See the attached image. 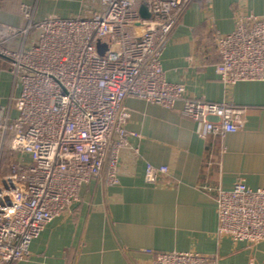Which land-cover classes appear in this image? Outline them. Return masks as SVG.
Wrapping results in <instances>:
<instances>
[{"label": "built area", "instance_id": "built-area-1", "mask_svg": "<svg viewBox=\"0 0 264 264\" xmlns=\"http://www.w3.org/2000/svg\"><path fill=\"white\" fill-rule=\"evenodd\" d=\"M58 1L21 4L24 26L0 22V72L14 80L10 96L0 98V140L10 137L19 157L0 180V264L27 260L31 243L93 180L106 172V185H118L119 152L132 136L128 98L180 104L203 139L246 129L245 108L199 101L166 79L164 48L197 0H92L88 11L68 17L59 16ZM215 42L221 81L264 82L263 17L238 15L233 32ZM168 174L147 164L143 179L151 185ZM217 216L218 232L234 242L264 241V189L240 182L221 191ZM152 255L153 264H214L199 253Z\"/></svg>", "mask_w": 264, "mask_h": 264}, {"label": "crops", "instance_id": "crops-1", "mask_svg": "<svg viewBox=\"0 0 264 264\" xmlns=\"http://www.w3.org/2000/svg\"><path fill=\"white\" fill-rule=\"evenodd\" d=\"M30 2L0 0V22L24 26L19 7ZM92 6V0H59L58 14ZM240 14L264 18V0H197L169 38L161 64L167 81L183 85L189 97L245 108L246 129L203 139L202 127L180 114V104L167 109L128 98L132 136L119 152L118 185H106V172L93 180L31 243L29 258L16 264H153L156 252L199 253L214 264H264V241L249 246L218 232L221 191L240 182L264 189V82L225 83L214 71L216 36L232 33ZM10 76L0 73L3 100L12 93ZM147 164L166 166L169 174L145 184Z\"/></svg>", "mask_w": 264, "mask_h": 264}, {"label": "rangeland", "instance_id": "rangeland-1", "mask_svg": "<svg viewBox=\"0 0 264 264\" xmlns=\"http://www.w3.org/2000/svg\"><path fill=\"white\" fill-rule=\"evenodd\" d=\"M2 69L3 68H0V71H4ZM0 73L8 74L7 72H0ZM11 79H12L11 84L13 87L14 86V80L12 77H11ZM0 84H2V83L0 82ZM6 87H8V85ZM3 91H4V88H2L0 86V93H3ZM4 98H6V97H4ZM1 133L2 132H0V136H1ZM8 142H9V137H7V135L5 136L4 142L0 140V180H2L3 177H5L6 175L9 174L12 163L14 161H18V158H19V157L17 158L16 154H14V152H12L11 147H8L10 145Z\"/></svg>", "mask_w": 264, "mask_h": 264}, {"label": "water", "instance_id": "water-1", "mask_svg": "<svg viewBox=\"0 0 264 264\" xmlns=\"http://www.w3.org/2000/svg\"><path fill=\"white\" fill-rule=\"evenodd\" d=\"M145 12H146V9L145 8H142V10H141V13L143 14H145ZM101 43H103V41L101 42Z\"/></svg>", "mask_w": 264, "mask_h": 264}, {"label": "trees", "instance_id": "trees-1", "mask_svg": "<svg viewBox=\"0 0 264 264\" xmlns=\"http://www.w3.org/2000/svg\"><path fill=\"white\" fill-rule=\"evenodd\" d=\"M9 144L11 143V139H10V137H9V142H8ZM8 147H10V145L8 146Z\"/></svg>", "mask_w": 264, "mask_h": 264}]
</instances>
